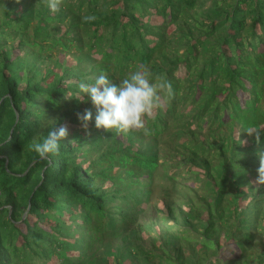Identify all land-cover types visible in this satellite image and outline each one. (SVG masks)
Here are the masks:
<instances>
[{
	"label": "trees",
	"instance_id": "trees-1",
	"mask_svg": "<svg viewBox=\"0 0 264 264\" xmlns=\"http://www.w3.org/2000/svg\"><path fill=\"white\" fill-rule=\"evenodd\" d=\"M204 2L0 0V264H112L170 184L203 258L120 264H264V0Z\"/></svg>",
	"mask_w": 264,
	"mask_h": 264
},
{
	"label": "rangeland",
	"instance_id": "rangeland-1",
	"mask_svg": "<svg viewBox=\"0 0 264 264\" xmlns=\"http://www.w3.org/2000/svg\"><path fill=\"white\" fill-rule=\"evenodd\" d=\"M205 6L202 8H197L192 11V13L198 14L200 18L206 19V7H209L211 0H206ZM190 27H193L194 25V18L190 20ZM188 24H185L183 26V29H186L187 31H190ZM58 55V52H56ZM57 57V56H56ZM55 57V58H56ZM49 63V62H48ZM47 61L41 62L40 64L43 65V71L48 72V69L52 68L53 63L51 62L48 64ZM82 125L85 124L84 122L81 123ZM60 127L65 128V130L73 129L71 125L69 124V121H64ZM160 145L162 148L167 147V142L165 139V136H160L159 139ZM167 150V149H166ZM166 150H163L162 153H165ZM164 171H162V174L160 177V180L163 181V183H166V178L171 179V177L167 174H163ZM172 172H174L172 170ZM184 171L183 173H186ZM189 180H192V178H189ZM185 181V180H184ZM187 181V180H186ZM256 183H264V172L260 175H257L256 177ZM256 184V185H257ZM171 187L169 188H161L157 187L154 192V197L152 201L150 202L149 206L147 207L146 211L143 213V215L140 217L138 222L134 224L131 228L127 230V232L124 234V236L119 238H112V239H105L103 244L99 246L101 243H97L98 247L100 248L98 251H104V253L107 256L114 255L112 259V264H120L118 260L120 259L119 254L121 249H135V248H143L146 250H156L159 248H166L170 252V255L173 256V258L178 259V261H182L184 258H203L202 255H200L198 252L194 251L197 244L194 241L189 240H182L180 241L178 238H175L173 230H171L170 226L175 225L176 222H180L184 227L182 228V233L186 231H190L191 233H196V229H201L200 221H198L197 218L192 217L189 220L184 219V215L191 214L190 211H187L189 209V205H187L188 200L190 198H193L192 196H185L187 193L186 191H176L174 190L172 184H170ZM201 192V190H199ZM201 193H198L194 196L196 198ZM197 203V202H196ZM187 211V212H186ZM183 214V216H182ZM177 215V219L174 217ZM196 226V227H195ZM185 229V230H184ZM180 232V233H181ZM259 239H256L257 243L254 246V248L251 250V252L259 253L263 249V241L261 239H264V234H259L257 232ZM126 252V251H123ZM203 254L210 256H213V252H204ZM257 255V254H256ZM132 257L130 258V260ZM129 259H127L125 262L126 264L130 263ZM141 260H138L137 263L134 264H143L141 263ZM237 264V263H236ZM250 264H254V261H252Z\"/></svg>",
	"mask_w": 264,
	"mask_h": 264
}]
</instances>
